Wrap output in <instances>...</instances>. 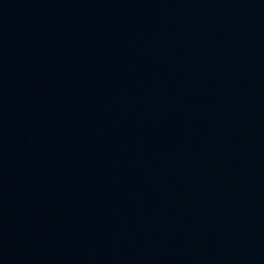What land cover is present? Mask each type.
<instances>
[{
  "label": "water",
  "instance_id": "1",
  "mask_svg": "<svg viewBox=\"0 0 264 264\" xmlns=\"http://www.w3.org/2000/svg\"><path fill=\"white\" fill-rule=\"evenodd\" d=\"M0 264H264V0H0Z\"/></svg>",
  "mask_w": 264,
  "mask_h": 264
}]
</instances>
